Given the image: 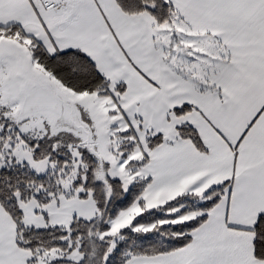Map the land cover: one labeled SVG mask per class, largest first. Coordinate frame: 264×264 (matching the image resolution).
<instances>
[{
  "label": "snow or ice",
  "instance_id": "6c2138e0",
  "mask_svg": "<svg viewBox=\"0 0 264 264\" xmlns=\"http://www.w3.org/2000/svg\"><path fill=\"white\" fill-rule=\"evenodd\" d=\"M0 264H264V0H0Z\"/></svg>",
  "mask_w": 264,
  "mask_h": 264
}]
</instances>
